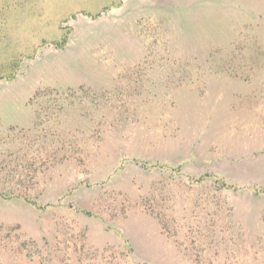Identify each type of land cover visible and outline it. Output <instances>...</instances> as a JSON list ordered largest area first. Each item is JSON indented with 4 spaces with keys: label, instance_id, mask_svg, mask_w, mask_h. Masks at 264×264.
<instances>
[{
    "label": "rangeland",
    "instance_id": "rangeland-1",
    "mask_svg": "<svg viewBox=\"0 0 264 264\" xmlns=\"http://www.w3.org/2000/svg\"><path fill=\"white\" fill-rule=\"evenodd\" d=\"M0 264H264V0H0Z\"/></svg>",
    "mask_w": 264,
    "mask_h": 264
}]
</instances>
